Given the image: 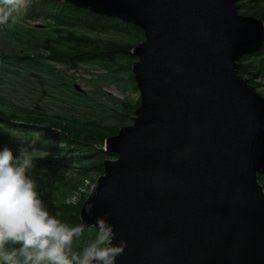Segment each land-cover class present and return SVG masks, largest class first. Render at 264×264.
<instances>
[{
  "label": "water",
  "instance_id": "1",
  "mask_svg": "<svg viewBox=\"0 0 264 264\" xmlns=\"http://www.w3.org/2000/svg\"><path fill=\"white\" fill-rule=\"evenodd\" d=\"M59 1L144 33L129 51L140 103L104 140L81 224L114 225L115 264H264V96L237 69L264 21L237 0Z\"/></svg>",
  "mask_w": 264,
  "mask_h": 264
},
{
  "label": "trees",
  "instance_id": "2",
  "mask_svg": "<svg viewBox=\"0 0 264 264\" xmlns=\"http://www.w3.org/2000/svg\"><path fill=\"white\" fill-rule=\"evenodd\" d=\"M236 6L241 14L253 15L264 21V0H237ZM27 19H43L45 25L41 26L45 28L41 29L35 23L29 28L30 38L26 41L20 34L15 35L24 44L21 48L26 49L11 52L0 49V59L11 60L17 73H20L17 70L20 69L19 64H25L27 76L42 81L52 79L51 75H54V90L46 92L48 97L56 98L60 89L71 90L79 97L85 95L84 91L78 92L70 83L56 82L62 80L59 70L51 63L63 64L73 70L84 64L93 65L104 69L112 77L121 72L126 80H113L116 85L123 93L137 91L131 69L136 57L129 51L144 39L143 30L138 25L59 0H29L22 21ZM37 27L39 29H34ZM33 30L37 33H31ZM261 63H264V43L255 51L242 55L237 69L251 83L249 76L257 75ZM116 100L118 106L113 108L111 124L103 123L102 118L37 112L20 104L9 110L0 107V123L7 128L0 130V150L7 146L14 156H18L17 146L20 145L32 152L35 167H73L76 176L70 180L71 189H83L85 180L95 182L102 174L103 160L113 157V154L103 150L104 140L132 122L140 103L139 98ZM33 132H39L40 138L35 139ZM258 180L264 190V171L258 173ZM46 206L53 215L59 214L61 219L71 224H81L79 211L82 204L60 201L48 202ZM91 230L96 231L92 226H85V232Z\"/></svg>",
  "mask_w": 264,
  "mask_h": 264
},
{
  "label": "clouds",
  "instance_id": "3",
  "mask_svg": "<svg viewBox=\"0 0 264 264\" xmlns=\"http://www.w3.org/2000/svg\"><path fill=\"white\" fill-rule=\"evenodd\" d=\"M29 0H0V27L21 23ZM35 139L39 132H33ZM32 152L0 150V264H115L127 241L113 243L114 225L97 217L94 238L80 243L85 225L53 215L40 198L34 179ZM92 205L88 206L91 213Z\"/></svg>",
  "mask_w": 264,
  "mask_h": 264
},
{
  "label": "rangeland",
  "instance_id": "4",
  "mask_svg": "<svg viewBox=\"0 0 264 264\" xmlns=\"http://www.w3.org/2000/svg\"><path fill=\"white\" fill-rule=\"evenodd\" d=\"M35 23L41 29L45 28L41 26V24L45 25L43 19L21 20L16 28L11 29L0 27V49L7 52L26 49L21 48L24 44L20 43L14 36L20 34L23 36V40L29 39L30 32L28 30ZM34 29H39V27ZM31 33L36 34L37 31L33 30ZM0 62V107L5 110L15 108V104H20L37 112L71 114L90 119L102 118L103 123L111 124L114 115L113 108L118 106L116 99L127 97L134 100L139 98L138 90H129L127 93H123L113 81L116 79L124 81L126 77L124 73L117 72L112 77L109 73H105L104 69L97 66L84 64L73 70L66 68L63 64L56 63L55 65L54 63L51 64L59 70L58 75L62 80L56 82L78 84L85 95L79 97L71 90L55 89L58 91L56 98L48 97L46 92L54 90L52 89L55 84L54 75H51L52 79L44 77L47 80L42 81L27 76L28 68L23 63L19 64L20 69L17 70L20 73H17L11 60L0 59ZM259 66L257 75H251L249 78L255 90L264 96V63ZM2 129L6 130L7 128L0 123V130ZM21 148L20 145L17 146L18 150ZM29 175L34 179L39 196L45 204L60 201L75 205L82 204L94 183L91 179H87L84 181L83 189H71L70 180L76 176L75 168L65 165H50L44 168L33 166ZM95 233L96 231L92 230L84 232L80 238V243L94 238Z\"/></svg>",
  "mask_w": 264,
  "mask_h": 264
}]
</instances>
